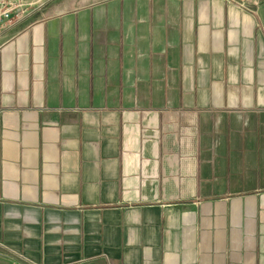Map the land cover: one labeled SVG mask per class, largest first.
Listing matches in <instances>:
<instances>
[{"label":"crops","instance_id":"1","mask_svg":"<svg viewBox=\"0 0 264 264\" xmlns=\"http://www.w3.org/2000/svg\"><path fill=\"white\" fill-rule=\"evenodd\" d=\"M0 31V264H264V0H54Z\"/></svg>","mask_w":264,"mask_h":264},{"label":"built area","instance_id":"2","mask_svg":"<svg viewBox=\"0 0 264 264\" xmlns=\"http://www.w3.org/2000/svg\"><path fill=\"white\" fill-rule=\"evenodd\" d=\"M26 0H0V31L15 18L24 16Z\"/></svg>","mask_w":264,"mask_h":264},{"label":"rangeland","instance_id":"3","mask_svg":"<svg viewBox=\"0 0 264 264\" xmlns=\"http://www.w3.org/2000/svg\"><path fill=\"white\" fill-rule=\"evenodd\" d=\"M54 0H26V5L24 6L25 12L24 15L27 13H33V17H39L44 13H49L53 10V3Z\"/></svg>","mask_w":264,"mask_h":264}]
</instances>
